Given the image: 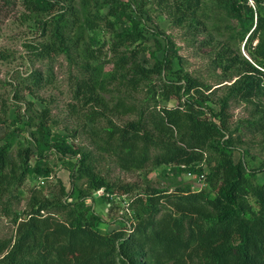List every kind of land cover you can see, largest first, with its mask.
Returning <instances> with one entry per match:
<instances>
[{
  "label": "trees",
  "instance_id": "16d2710c",
  "mask_svg": "<svg viewBox=\"0 0 264 264\" xmlns=\"http://www.w3.org/2000/svg\"><path fill=\"white\" fill-rule=\"evenodd\" d=\"M74 1L26 0L30 11L45 16L40 26L50 42L32 48L40 60L59 55L72 60L74 52L93 58L96 38L86 41L85 26L91 24L81 21ZM251 1L253 5L249 0H160L177 27H206L210 19L220 34L224 20L228 23L223 29L230 30L232 21L238 24L232 39H241L249 59L240 46L214 47L213 63L233 79L231 85L215 89L225 88L215 111L205 106L215 90L207 87L206 92H211L206 95L188 73L174 68L177 54L169 37H164L162 60L157 59L152 68L139 61L146 32L155 33L141 23L143 0H82L83 9L108 8L106 26L113 31L112 81L144 94L140 103L120 99L111 105L102 94L105 87L96 69L82 63L75 98L89 108L91 121L108 119L110 113L122 110L138 116L123 127L108 119L95 135L117 152L124 168L167 165L179 174L206 173V186L200 191L187 184L171 193L157 189L137 193L138 184L114 185L100 177L89 155L63 139L57 150L76 159L77 173L71 178H85L87 190L77 188L74 181L67 191L60 182V198H34L23 217L15 216V238L0 239V264H264V182L258 180L262 170L248 167L243 158L235 161L236 139L227 121L233 100L253 103L258 118L247 121V128L264 133V0ZM206 7L210 14L203 21ZM169 74H176L178 81L167 79ZM30 76L40 84V73L34 71ZM158 97L166 102L176 100L178 106L159 109ZM39 129L46 143L45 124ZM9 150L10 146L0 148V196L8 193L10 198L28 174L48 176L49 172L39 161L44 156L33 147L20 149L18 162L10 159ZM34 158L37 163L32 166ZM97 195L110 207L123 195L131 197L133 221L128 229L99 230L100 215L83 206L86 198L95 201ZM5 210L9 216L10 208Z\"/></svg>",
  "mask_w": 264,
  "mask_h": 264
},
{
  "label": "rangeland",
  "instance_id": "374dc122",
  "mask_svg": "<svg viewBox=\"0 0 264 264\" xmlns=\"http://www.w3.org/2000/svg\"><path fill=\"white\" fill-rule=\"evenodd\" d=\"M206 2L210 3L211 0ZM143 3L145 14L141 23L155 33L147 31V41L139 48L138 57L142 65L152 68L157 59H163L166 47L164 37H169L177 54L174 68L188 73L203 87L201 89L205 90L206 95L216 88L233 83V79L213 63V49L234 45L240 46L243 54L241 39H232V33L238 27L236 22L232 21L229 30L223 29L228 23L224 20L222 33L218 34L214 29V22L207 19L210 12L206 7L203 19L201 17L203 21L207 19L206 27H177L172 24L167 9L160 0H143ZM73 6L79 11L81 21L89 20L91 24L88 28L85 26L84 37L87 42L92 37L96 38L93 58L74 52L72 60L65 55L40 60L33 54L32 48L50 42L49 35L44 36L40 26L45 16L30 11L26 6V0H0V148L10 146L9 157L13 162H18V151L33 147L34 151L44 156L39 161L43 169L49 172L48 176L28 174L23 184L14 190L10 198L8 193L0 196L1 240L15 238L17 229L15 216L23 217L30 209L34 198L50 200L60 198V182L65 185L67 191H71V182L74 181L77 188L87 190L85 178L81 180L71 178L72 173L75 175L77 173L74 167L76 159L57 150L58 141L63 139L89 155L97 174L110 184L135 183L140 186L137 193L142 194L151 189L168 190V193H171L185 189L187 184H192V190H196V183L187 177V173L174 172L172 166L160 165L145 170L124 168L117 152L110 149L101 136L95 135V131L102 130L108 119L123 127L126 123L136 120L138 116L122 110L115 114L110 113L108 119L91 121L87 115L89 108L83 107L75 98L77 77L80 75L79 66L82 63H90L92 68L96 69L99 80L105 87L102 94L111 105L120 99H125L129 103H140L144 94L118 87L112 81L115 69L111 50L113 31L106 26L108 8L104 6L100 10L83 9L82 0H75ZM117 28L119 31L122 30L120 24ZM73 35L74 32L71 31L70 36ZM256 43L257 40L253 45ZM132 49L134 47H130V50ZM34 71L41 75L40 84L33 83L30 78ZM167 79L178 81L176 74H169ZM207 87L212 90L206 92ZM214 93L207 96L210 100L205 106L218 111L219 107L215 102L225 95V88L215 90ZM157 102L159 109L178 106L176 100L166 102L158 97ZM256 118L258 116L253 103L238 99L230 103L227 121L229 131L236 139L237 151L234 159L238 162L243 158L248 167L262 170L258 180L264 182V133H255L247 128V121ZM41 124H45L48 132L46 143L41 137L39 129ZM237 127L239 131L236 130ZM33 144L37 148H34ZM36 161L35 158L31 160L32 166L36 165ZM205 186L206 183L203 189ZM130 198L127 196L126 199ZM83 206L100 215L103 223L100 224L99 230L104 233L128 229L133 221L130 217L133 210L131 207L127 208L123 199H117L110 207L104 198L96 196L95 201L86 198ZM6 207L10 208L9 216Z\"/></svg>",
  "mask_w": 264,
  "mask_h": 264
},
{
  "label": "built area",
  "instance_id": "2783aa9c",
  "mask_svg": "<svg viewBox=\"0 0 264 264\" xmlns=\"http://www.w3.org/2000/svg\"><path fill=\"white\" fill-rule=\"evenodd\" d=\"M250 1V4L253 5V2L251 0ZM243 54L244 56L249 59L248 55L243 51ZM187 177L192 179L195 183H196V190H202L203 189V186L205 185L206 183V173H203L201 175H198V174H194L193 172H187ZM127 198V195H123L121 197H119L118 199H123L124 200V204L126 206H128L127 208L130 207L131 205V202L132 200L130 201L129 199H126ZM128 212L130 211L129 209H126ZM131 214V213H130ZM131 217V216H130Z\"/></svg>",
  "mask_w": 264,
  "mask_h": 264
},
{
  "label": "water",
  "instance_id": "95a60500",
  "mask_svg": "<svg viewBox=\"0 0 264 264\" xmlns=\"http://www.w3.org/2000/svg\"><path fill=\"white\" fill-rule=\"evenodd\" d=\"M244 50V49H243ZM101 195L103 194V191L100 193ZM97 196H99V195H97Z\"/></svg>",
  "mask_w": 264,
  "mask_h": 264
}]
</instances>
